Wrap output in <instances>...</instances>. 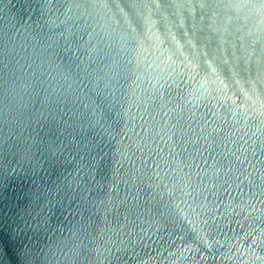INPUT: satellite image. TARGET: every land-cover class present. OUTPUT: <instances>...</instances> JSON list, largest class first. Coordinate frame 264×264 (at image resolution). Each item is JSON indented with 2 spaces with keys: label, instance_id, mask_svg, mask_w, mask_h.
Instances as JSON below:
<instances>
[{
  "label": "water",
  "instance_id": "obj_1",
  "mask_svg": "<svg viewBox=\"0 0 264 264\" xmlns=\"http://www.w3.org/2000/svg\"><path fill=\"white\" fill-rule=\"evenodd\" d=\"M0 264H264V0H0Z\"/></svg>",
  "mask_w": 264,
  "mask_h": 264
}]
</instances>
